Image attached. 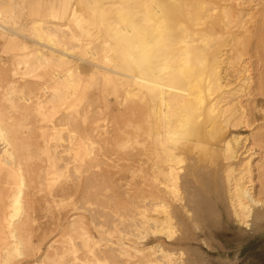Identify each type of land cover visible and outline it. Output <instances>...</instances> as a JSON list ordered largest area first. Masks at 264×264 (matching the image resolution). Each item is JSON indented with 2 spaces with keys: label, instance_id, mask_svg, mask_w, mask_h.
<instances>
[{
  "label": "rangeland",
  "instance_id": "374dc122",
  "mask_svg": "<svg viewBox=\"0 0 264 264\" xmlns=\"http://www.w3.org/2000/svg\"><path fill=\"white\" fill-rule=\"evenodd\" d=\"M14 1V11L12 8L14 16L9 14L4 15L3 18V25L10 28L11 32L8 34L0 31V117L1 122L11 130L9 135L16 138L20 147L19 155L23 162V172L17 171L18 176L11 177V167L5 164V159H8L7 154L0 152L3 159H0L2 161L0 163V263L4 264L5 256L8 255L4 248L9 243L7 226L11 223L10 216L16 215L12 200L14 195L22 190L20 197H22L23 211L21 210L20 213L26 216L21 217L23 221L25 220L21 237H24V241L27 242L28 239L29 241L26 250L24 249L26 256L21 259L13 258L11 261L13 264H35V262L53 264L54 261L55 264L60 262L61 264H264V229L240 228L232 219L226 217L224 207H220L223 211L222 218L218 222H212L213 234L210 238L212 249L204 246L198 249L202 258L193 250L200 246L197 245L198 238L191 242L192 245L181 242L184 238L183 234L185 235L186 220L182 209L179 210L178 207L179 198L185 197L183 196L185 192L180 190L181 187H177L179 191L171 187L173 193L167 191L171 190L170 187H153L156 184V177L154 180L153 174L156 176L158 173L153 170L152 164L159 160L153 155V144L148 136L153 129L148 105L138 102L123 105L111 90H106L101 83H98L99 85L90 86L82 99L80 106L83 104L84 106L80 107L81 118L63 123V126L59 125L57 120L67 112L66 106H39L40 101L37 97L42 91L40 85L46 82V71L59 74L64 73L67 67L51 65L46 71H30V65L26 62L32 61L30 52L33 48L23 51L21 44L31 47L38 41L32 30L34 23L41 21L47 27L58 26L61 32L63 31L62 35L66 36L58 38L69 47L77 46L78 49H75L77 52L79 50L84 53V49L90 51L99 40L93 41L92 45L88 44L90 41L87 33L88 24L85 21L76 22L70 13L73 11L82 15V18L87 17L80 7V0H72L73 10L69 7L70 0ZM239 1L245 2V0ZM261 1L264 2V0H246V5L259 4L258 6L261 7ZM51 2H54V7ZM55 6L57 9H54ZM245 20H248L245 21L247 30L255 34L256 18L246 15ZM72 32L77 38L70 36ZM10 38L14 41L9 42ZM263 46L264 44H258V39L253 37L250 42L229 48L231 57L236 58L240 55L237 57L248 70L247 85L239 99L245 107L257 106L261 111H254L255 122L252 127L248 131H241L240 134L242 138H248L247 149L241 152L244 159H250L249 169H251V174L243 173V182L245 188L253 191L254 198L262 203H264V190H261L264 188V142H261L256 135L264 133V97L251 93L260 75L264 74ZM11 84L15 85V89L10 87ZM101 94L106 102L103 101ZM21 97L30 98L31 105L27 107L22 106L24 104L20 105L18 99ZM57 123L55 127L54 124ZM89 131L92 134H89ZM1 145L0 136L2 149ZM87 146H90L89 149ZM249 147L251 149L247 151ZM197 155L205 166L212 162L209 167L214 169L217 177L226 175L225 169L221 170L220 166L229 163L220 155L205 157L199 151ZM218 161L222 164L219 165ZM241 169L243 170L242 167ZM19 172L22 174L21 178ZM22 179L25 180L24 183ZM161 203L164 208H161ZM156 204L161 205L156 208L154 207ZM171 212H175L177 216H171ZM19 214L12 220L19 218L21 216ZM168 215L172 220H167ZM166 220L167 223L163 222ZM161 223L167 226L162 228L163 231L159 229ZM157 224L160 225L159 228ZM154 227L156 230L159 229V233ZM137 243L153 248L150 247L149 251L143 252V254L147 252L146 258L133 248ZM155 243H160L156 245L158 249ZM160 246L162 251L163 248H170L168 249L170 252L175 251L171 253L174 255L172 256L174 260L169 259V253L166 256L164 251L162 257L159 254ZM189 246L192 247L191 251L188 250ZM171 248L176 250L171 251ZM152 250H154L153 254ZM156 251L160 256L155 253ZM149 259L151 261L148 263ZM189 259L192 260L188 261Z\"/></svg>",
  "mask_w": 264,
  "mask_h": 264
},
{
  "label": "bare ground",
  "instance_id": "6f19581e",
  "mask_svg": "<svg viewBox=\"0 0 264 264\" xmlns=\"http://www.w3.org/2000/svg\"><path fill=\"white\" fill-rule=\"evenodd\" d=\"M14 2V0L13 2L0 0V31L3 33L11 32L10 28L3 25V18L4 15L12 14V8L13 11L15 9ZM54 2H51L52 7L55 5ZM245 2L239 0H80V7L87 17L82 18V15L73 11L70 13L76 22L85 21L88 24L87 33L90 38L88 44L92 45L93 41L99 40L90 51L84 49V53L79 50L77 52L75 50L78 49L77 46L69 47L58 38L66 37L62 35L63 31L61 32L58 26L47 27L41 21L34 23L32 27L38 39L34 46L21 44L23 51L33 48L30 52L32 61L26 62L30 65L31 72L46 71L51 65L67 67L64 73L59 74L46 71V82L40 85V90L43 92L40 91V96L37 97L40 101L39 106L59 105L68 108L65 114L58 117L59 121L56 119L59 125L81 118L80 107L84 106V104L80 106L82 99L87 89L94 84L99 85L98 83H101L106 90H111L123 105L138 102L149 106L153 129L148 136L153 144V155L159 160L152 164L153 170L156 174L158 173L156 176L153 174L154 180L156 177V184L153 187H170V189L172 187L176 188V191H179L177 187H181L180 190L185 192L183 194L185 197L179 196L180 206L178 205L186 220L185 235L183 234L184 238L180 239L181 242L192 245L191 242L198 238L197 245L200 246L193 250L200 258L202 255L198 249L200 250L202 246L212 249L210 239L213 234L212 222H218L222 218L223 211L220 207H224L226 217L232 219L240 228L264 229V203L256 200L253 191L245 188L243 182V173L251 174V169H249L250 159H244L241 152L246 151L248 138H242L240 134L241 131H248L252 127L255 122L254 111H261L257 106L252 108L248 106L250 109L245 107L239 99L247 85L248 70L237 57L240 55L233 58L229 52V48L250 42L253 37L258 39V44H264V2L261 1V7L258 6L259 4L246 5L248 1ZM71 3L72 0L69 2V7L73 10ZM12 15L14 16V13ZM246 15L257 20L255 34L246 28ZM70 36L77 38L73 32ZM12 38L9 42L14 41ZM14 84L10 85L12 89H15ZM253 93L264 97V74L260 75L251 94ZM103 97L102 95V99ZM18 100L20 102H17L20 105L24 104L22 105L24 107L31 105L30 98L21 97ZM96 100L99 99L96 98ZM103 101L106 102L105 99ZM57 125L58 123L54 124L55 127ZM7 128L0 117V136L2 137L0 152L7 154L8 159H5V164L11 167L10 176L17 177V171L22 170L23 167L22 158L19 155L20 147L17 145L16 138L9 135L11 130ZM89 134L92 132L89 131ZM256 136L264 142V133H258ZM198 151L205 157L220 155L229 163L223 166L222 162L218 161L219 165L222 164L221 170L225 169L226 175L220 174L221 178L217 177L214 169L209 167L212 162L205 166L197 155ZM0 159L3 160L1 155ZM1 160L0 163H2ZM21 176L20 173L19 177ZM167 191L173 193L172 189ZM19 192L21 194L22 190ZM19 194L14 195L12 200L16 215L10 216L11 223L7 226L9 243L4 248L5 253L8 254L5 256L4 264H13L11 263L13 258L21 259L26 256L24 249L29 239L26 242L24 237H21L25 220L21 218L24 214L20 213L23 202L20 197L22 194ZM156 205L154 206L156 208L160 206ZM19 213L21 216L12 220L18 217ZM170 214L177 216L175 212ZM169 217L168 215L167 220H172ZM167 220L163 222L167 223ZM163 227L167 226L161 223L159 229L162 230ZM159 229L155 228L158 233ZM164 231L166 233V230ZM158 244L155 243V246ZM150 247L143 246L141 243L133 246L141 254L146 250L149 251L152 248ZM168 249L170 248H163V251L166 254L169 253V259L174 260L172 254L175 252L173 249L176 250V248H171L173 252ZM190 249L192 250V247L189 246L188 250ZM160 250L159 254L162 256V246ZM184 250L187 251V249ZM153 252L154 250L151 253ZM145 253L144 258H146ZM143 255L140 256L143 257ZM149 261L151 259L147 260L148 263ZM152 261H154L153 257ZM35 264L40 263L35 262Z\"/></svg>",
  "mask_w": 264,
  "mask_h": 264
}]
</instances>
